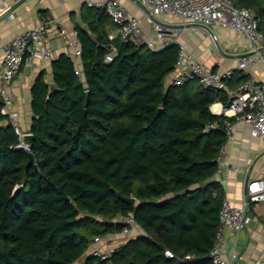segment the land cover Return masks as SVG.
Returning a JSON list of instances; mask_svg holds the SVG:
<instances>
[{
  "label": "trees",
  "instance_id": "1",
  "mask_svg": "<svg viewBox=\"0 0 264 264\" xmlns=\"http://www.w3.org/2000/svg\"><path fill=\"white\" fill-rule=\"evenodd\" d=\"M231 1L254 11L264 35V0ZM82 17L83 76L62 53L51 60V83L44 70L34 79L30 151L14 148L18 137L0 114V264H212L225 195L206 181L227 137L225 116L209 107L230 96L198 80L167 82L176 43L151 50L109 39L116 26L104 9L87 6ZM241 80L235 74L224 84L233 90ZM215 120L219 128L204 131ZM129 213L144 236L107 260L85 256L95 234L120 233L116 219Z\"/></svg>",
  "mask_w": 264,
  "mask_h": 264
},
{
  "label": "built area",
  "instance_id": "2",
  "mask_svg": "<svg viewBox=\"0 0 264 264\" xmlns=\"http://www.w3.org/2000/svg\"><path fill=\"white\" fill-rule=\"evenodd\" d=\"M19 1V0H14ZM143 6V15L135 16L129 13L120 0H85L88 7L102 8L106 11L116 28L109 34L113 39L119 35L122 39H132L137 43H145L149 49L158 50L167 43L177 44V57L170 79L171 84L178 85L190 80H198L203 86L220 89L225 80L239 75L242 77L240 83L231 90V96L227 104L215 102L210 105L209 110L215 116H225L222 125L225 130L227 141L233 137L234 123L243 121L249 127L251 137L264 136V80H257L249 76L248 70L255 61L264 65V35L258 29L259 17L253 10L246 7H237L231 0H137ZM174 15L181 18L185 23L201 27L210 38L211 45L218 48V37L214 29L219 27L231 29L244 35L253 57L242 55L238 57L236 67L226 68L222 71L214 69L195 57L183 42L178 41L177 32L167 30L160 17ZM146 20L154 30V38L147 40L143 38L142 22ZM48 22L45 20L32 28L25 29L14 35L3 47L0 57V114L7 116L14 132L18 137L15 149L30 151V146L23 139L25 133L18 121V112L10 110L15 97L8 85L14 75L19 72L23 65L46 64L51 60V51L43 44L46 38ZM59 36L65 44L72 48L69 55L78 58L82 49L79 44L78 31L69 30L64 25H59ZM115 49L112 48L106 55L105 60L110 61ZM74 62V61H73ZM75 65V63H74ZM79 74V68L74 66ZM233 118V120L229 118ZM221 125L218 120L208 123L204 131L217 129ZM226 141V142H227ZM221 146L217 158L218 164L223 163L225 144ZM221 166L217 168V171ZM226 172H237L236 167L229 166ZM264 202V177L247 182L243 194L242 205H235L229 198L223 197L219 211V228L215 234L213 246L208 257L212 264H233L236 253L231 254L228 260L223 255L225 235L223 228L238 232L248 226L251 221L247 208L250 204ZM117 222L123 224L122 234L128 235L132 226L136 225L132 213L126 216L119 215ZM107 235L95 234L90 244L89 254L101 260L111 257L113 249H105L99 245L108 243ZM168 256L171 252L165 251ZM186 257H190L187 255ZM252 264H264V261L256 259Z\"/></svg>",
  "mask_w": 264,
  "mask_h": 264
},
{
  "label": "crops",
  "instance_id": "3",
  "mask_svg": "<svg viewBox=\"0 0 264 264\" xmlns=\"http://www.w3.org/2000/svg\"><path fill=\"white\" fill-rule=\"evenodd\" d=\"M120 1L130 14L143 15V6L137 0ZM86 7L85 0H0V57L3 54L4 45L14 35L36 26L43 20L48 22L43 44L51 51V60L62 53L69 55L72 48L68 47L59 36V25L62 24L69 30L81 28L88 31L82 17V12ZM159 19L164 23L167 30L177 32L178 41L183 42L195 57L217 70L234 69L239 56L253 57L244 35L234 30L215 28L214 33L218 37V48H214L207 33L201 27L185 23L181 18L174 15H167V17H160ZM111 29L112 27L108 26V30ZM142 32L144 39L154 38V30L146 20L142 22ZM72 59L80 70L78 75L81 78L83 76L81 58ZM51 60L46 64L23 65L8 83L15 97L8 107L10 110L18 112L19 124L24 132L29 131L32 122L31 88L34 79L44 70L46 72L45 80L51 83ZM248 73L249 76L257 80H264L263 63L255 61ZM172 75L171 72L167 82L170 81ZM1 124H6L4 118L0 119ZM224 158L223 163L218 164L221 169L206 182H218L225 197L229 198L235 205H242L246 183L264 177V136L251 137L246 123L243 121L235 122L233 137L225 144ZM229 166L236 167L237 172H226V168ZM247 211L251 216V221L246 228L238 232L228 228L222 230L226 238L223 255L230 260L231 254L236 253L233 264H252L256 259L264 261V202L250 204ZM145 234L144 229L134 225L128 235L121 232L108 234V243L104 242L99 247L114 249L124 244L128 239ZM89 252L90 249L86 251L85 256L89 255Z\"/></svg>",
  "mask_w": 264,
  "mask_h": 264
},
{
  "label": "water",
  "instance_id": "4",
  "mask_svg": "<svg viewBox=\"0 0 264 264\" xmlns=\"http://www.w3.org/2000/svg\"><path fill=\"white\" fill-rule=\"evenodd\" d=\"M220 89L226 91L228 93V95L231 96V90H229V87L226 84H222ZM85 93H86V95H88V90H86ZM22 137H23V139L25 141H27L29 143V146H32L33 134L30 131L25 132ZM28 155H29V162H32L33 161V153L29 152ZM116 193H117V196L121 200H123V201H125L127 203H130V204H135L136 203V198L135 197H133V196H125V195L121 194L118 191Z\"/></svg>",
  "mask_w": 264,
  "mask_h": 264
},
{
  "label": "rangeland",
  "instance_id": "5",
  "mask_svg": "<svg viewBox=\"0 0 264 264\" xmlns=\"http://www.w3.org/2000/svg\"><path fill=\"white\" fill-rule=\"evenodd\" d=\"M19 121V120H18Z\"/></svg>",
  "mask_w": 264,
  "mask_h": 264
}]
</instances>
